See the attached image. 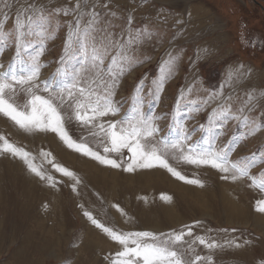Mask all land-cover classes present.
Returning a JSON list of instances; mask_svg holds the SVG:
<instances>
[{"label":"rangeland","instance_id":"374dc122","mask_svg":"<svg viewBox=\"0 0 264 264\" xmlns=\"http://www.w3.org/2000/svg\"><path fill=\"white\" fill-rule=\"evenodd\" d=\"M93 6L100 14L99 22L92 26L97 40V29L138 36L133 55L143 61L130 70L126 62L125 74L113 89L120 112L104 121L132 114L140 107L139 99L145 116L155 119L160 136L174 140L182 125L189 132L196 130L186 143L204 147L211 128L207 117L219 107L240 115L241 120H230L223 127L216 148L228 144L233 150L230 162L243 166L242 162L252 161L253 166L248 177L233 182L221 179L211 168L184 164L178 152L169 151V163L189 179L202 181L203 187H199L179 181L161 168L125 172L100 165L68 149L54 133H27L0 116V136L29 152L38 168L60 182L49 187L30 174L22 161L0 153V264H110L122 248L94 227L85 211L106 227L125 233H168L200 221L212 230L207 235L222 247L210 252L196 243L195 254L210 255L212 264H264V213L255 210L257 201L264 200V191L251 186L252 177L264 180V0H0V35L5 37L0 44V72L11 65L20 74L36 58L40 65L37 83L49 80L59 88L72 81L80 69L81 84L87 87L85 81L91 74L81 68L77 55L66 68L59 63L67 22H74L75 13L56 15L55 10L76 9L84 14L83 25ZM195 6L206 9V18L194 25L204 32L208 30L205 21L211 20L212 32L201 35L187 21V11ZM41 12L50 24L41 28L33 23L17 56L15 17L30 15L36 21ZM109 64L110 56L105 59V73ZM162 76L166 79L158 89ZM16 87L17 92H6L5 98L25 108L30 98L27 86ZM34 92L48 96L39 88ZM76 99H80L78 93ZM204 101H208L206 106ZM195 106L201 110L197 112ZM242 107L245 111L240 113ZM61 112L72 138L102 153L100 138L75 121L72 108L65 106ZM244 116L250 125L242 123ZM156 139L145 143L155 144ZM53 164L80 178L76 191L72 190L74 181L57 173ZM162 195L171 199L162 200ZM193 233L194 237L205 235L200 228H194ZM194 237L186 240L191 243Z\"/></svg>","mask_w":264,"mask_h":264},{"label":"snow or ice","instance_id":"6c2138e0","mask_svg":"<svg viewBox=\"0 0 264 264\" xmlns=\"http://www.w3.org/2000/svg\"><path fill=\"white\" fill-rule=\"evenodd\" d=\"M89 11V19L86 24L82 25L84 14L77 12L76 9L55 10L56 15L68 16L75 13L74 22H67L68 31L65 38L64 55L59 63L66 68L73 55H77L81 68L91 74V78L85 81L87 87L81 84L80 69H77V72L73 74L72 81L57 88L49 80L43 81L42 84L37 83L40 65L36 58H33V63L28 69H21L20 74L10 65L9 70L0 72V116L7 118L20 130L27 133H54L68 149L80 153L100 165L122 169L125 172L161 168L179 181L203 187L202 181L189 179L169 163L168 152L176 151L179 153V160L184 164L197 168H211L221 174V179L235 182L248 177L249 169L253 166L252 161L242 162L243 166H240L230 162V155L233 151L230 145L226 144L220 149L216 148V141L222 135L223 127L230 120H241L240 115H231L230 111L218 107L209 113L207 122L211 128L204 147L186 143L196 130L192 129L189 132L182 125L177 129L176 139L169 141L166 135L160 136L161 130L155 119L145 116L141 110L143 101L139 99L136 103L140 107L136 108L132 114L115 121H104L103 118L117 116L120 112L119 105L113 99L115 95L113 89L117 86L119 77L125 74L126 62L128 70H130L131 67H135L143 61L137 60L133 55L138 36L134 38L130 34L117 35L106 29H97L96 31L100 33V39L97 40L92 26L99 22L100 14L95 11V6ZM4 19L6 21L8 17L5 16ZM14 23L16 26L15 47L18 56L19 49L22 47L21 41L28 34L33 23L43 28L44 25L50 24V20L46 19L41 12L40 18L36 21H33L30 15L26 19H22L21 14H17ZM128 23L129 25L132 23L131 18ZM136 31L139 33V29ZM4 42L5 37L0 35V44ZM77 45L79 46L78 51L74 53ZM113 52H115L114 55ZM109 56L110 64L107 73H105V59ZM166 68L171 69V61ZM164 79L166 76H162L161 81L157 84L158 89L163 88ZM18 85L27 86L26 91L30 98L27 99L25 108L18 107L10 102V98H5L6 92L15 94ZM37 88L48 93V96L35 94L34 89ZM151 91L149 89V92ZM77 93L80 99H76ZM183 98V96L178 98L177 111H179V104ZM225 99H230V97ZM73 100L74 103H72ZM204 104L206 106L208 101H204ZM65 106L72 108L74 119L81 127L89 130L90 135L100 138L103 144L102 153L93 150L87 143L77 142L72 138L65 127V116L61 112V108ZM195 110L199 112L201 108L195 106ZM238 111L243 113L245 109L242 107ZM247 111L250 112L252 109L248 108ZM242 123L248 126L251 121L247 116H244ZM200 128L203 131L204 125L201 124ZM157 137L159 138L156 139ZM151 139H156L155 144L145 143ZM125 150L127 155H125ZM0 153L11 155L22 161L30 174L40 181L47 182L49 187H55L60 183L38 168L29 152L10 143L3 136H0ZM42 155L49 156L50 154L42 153ZM253 155L255 156V154ZM116 156H119L120 159L115 158ZM53 168L61 176L74 181L72 190L76 191V186L81 183L80 178L59 164H53ZM251 186L264 191V180L257 181L255 177H252ZM161 199L168 201L171 198L162 195ZM113 207L124 215L118 205H113ZM255 210L264 213V200L257 201ZM83 214L94 227L121 246L122 250L114 254L110 264H212V257L195 254L193 245L198 243L210 252L222 247L215 238L207 235L212 230L206 229L200 221L185 225L179 231L173 230L168 233L156 234L147 231L125 233L106 227L87 211ZM194 228H200L205 232V235L194 237ZM186 237H194V239L189 243ZM225 243L232 242L226 241ZM184 245L187 247L184 248ZM235 246L239 247L238 244ZM186 254L194 255V258L186 259Z\"/></svg>","mask_w":264,"mask_h":264},{"label":"crops","instance_id":"0c3cea01","mask_svg":"<svg viewBox=\"0 0 264 264\" xmlns=\"http://www.w3.org/2000/svg\"><path fill=\"white\" fill-rule=\"evenodd\" d=\"M203 13H206V9L205 8H199L198 6H195V8H191V9H189L187 11V14L188 15L186 16V19H187V21L192 22L193 25H194V23H199V22L202 23L203 22V19L206 18V15L203 14ZM210 21L209 20H206L205 21L206 27L208 28V30H204V32H206V31H209V32L211 31L212 32L213 31L214 28L211 25ZM200 26H202V24H200ZM195 28L198 29V30H200L199 29L200 27L199 26H196V24L194 25V29ZM200 31H201V35H203L204 32L202 30H200ZM218 37L221 38L222 36L221 35H218Z\"/></svg>","mask_w":264,"mask_h":264},{"label":"bare ground","instance_id":"6f19581e","mask_svg":"<svg viewBox=\"0 0 264 264\" xmlns=\"http://www.w3.org/2000/svg\"><path fill=\"white\" fill-rule=\"evenodd\" d=\"M49 134V133H48ZM57 145V144H56ZM66 154V153H65ZM16 166V165H15ZM10 176V175H9ZM29 238V237H28Z\"/></svg>","mask_w":264,"mask_h":264}]
</instances>
